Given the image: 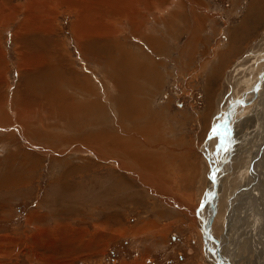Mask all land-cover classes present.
<instances>
[{
	"label": "rangeland",
	"instance_id": "rangeland-1",
	"mask_svg": "<svg viewBox=\"0 0 264 264\" xmlns=\"http://www.w3.org/2000/svg\"><path fill=\"white\" fill-rule=\"evenodd\" d=\"M28 1L0 0L1 102L8 97L23 99L21 96H24L30 101L41 100L47 105L41 108H49L50 112L56 108L52 103L53 92L59 88L64 91L60 103H66L65 92L73 100L86 95L85 98L102 101L106 104L105 117L110 121H91L82 131L55 124L50 127L53 132L47 134L57 138L52 139L53 143L48 142L47 137L41 141L32 139L26 130L24 133L20 129L17 132L0 130L3 131L0 132V264H216V257L219 264L221 261L222 264H259L253 259L257 262L261 259L264 214L260 212L254 218L253 212H258L252 209L250 197L246 196L250 185L239 186L234 189L235 193L229 189L226 197L230 199L223 204V212L216 210L213 218H207H210L209 203H213L212 197L219 189L216 186L210 192L212 169L224 161L234 166L241 160L238 155L244 157L247 152L254 164L256 158L262 157V164L258 165L260 179L253 188L255 205L258 210L264 209V118H260L264 98V0H124L120 11L124 15L117 12V16L108 17L123 30L117 39L111 38L112 42L101 41V49L110 46V52L118 53L117 64L131 61L129 56L137 63L145 61L146 70L154 71L160 79L158 83H149L154 85L148 84L149 88L145 80L142 83L139 80L144 95L141 93L142 97L134 100L143 105L136 108V118L124 115L118 103L109 105V97L102 92L87 95L90 86L84 90L83 79L90 85L91 81L95 82L100 88L103 81L91 51H86V43L79 37L78 30L87 24L84 12L77 9L78 14L76 8L61 5L51 16L45 15L50 17L45 22L49 25V38L42 36L38 29L40 0L31 1V5ZM143 6L152 10L155 7L158 12L148 17L147 26L143 28L148 35L146 39L135 33L134 26L129 27L138 23L135 12ZM26 17L28 21L24 23ZM192 33L195 40L191 39ZM149 35L162 44V51L146 41ZM37 37L63 44L73 68L72 76L61 59L64 52L55 49L56 45L49 41H43L49 45H41L34 41ZM186 50L189 56L184 58ZM122 53L126 56L120 58ZM227 53L229 56L223 57ZM41 54L49 61L43 62L37 56ZM31 58L39 61L34 63ZM219 59L224 63L222 69ZM50 64L55 65L51 67L56 70L50 72ZM65 75H70V80L63 78ZM149 94L151 106L146 102L148 99L145 100ZM252 95V100L247 101ZM5 109L8 110L7 106ZM160 110L169 114L166 115L169 128L164 134L166 139L153 144L158 151L166 150H161L164 152L161 160L171 165L167 168L168 175L172 173L168 184L175 187L170 191L182 197L190 210L174 206L160 193L153 192L133 174L136 167H130V158L126 157L127 165L121 169L117 165L122 160L121 155L108 151L110 149L103 152L101 142L96 146L100 150L86 145L81 150L79 145L80 135L87 137L96 132L100 135L102 129L101 134L110 138L118 128L114 117L119 115L121 135L125 141L132 142L129 129L134 124L144 125L151 113ZM138 114L142 118L139 119ZM44 145L58 150L45 153L41 148ZM174 148L180 150L179 156L172 152ZM191 156L202 162V182H198L197 163L184 166ZM247 164L248 159L238 164L240 172H244L242 181L245 177L253 179V170H249ZM234 173L227 171L228 183L234 181L237 172ZM191 185L199 190H193ZM249 191L252 193L253 189ZM196 208L199 213L195 221L191 211L195 212ZM257 234L260 235L258 241L260 238L262 241L252 243ZM211 238L214 248L224 251L216 250L220 256L209 251L212 257L207 259L206 253L211 247L207 240ZM262 247L264 249V244ZM222 257L227 262L223 263Z\"/></svg>",
	"mask_w": 264,
	"mask_h": 264
},
{
	"label": "bare ground",
	"instance_id": "bare-ground-1",
	"mask_svg": "<svg viewBox=\"0 0 264 264\" xmlns=\"http://www.w3.org/2000/svg\"><path fill=\"white\" fill-rule=\"evenodd\" d=\"M31 1H33V0H29L28 1L29 2L28 3L29 5H31ZM49 1H47V0H40L39 1V4H40V9H39L40 14H39V18L41 20V23L39 24L38 29L41 30V32H42L41 35L42 36L45 35L44 37H49V34H50L49 32L50 31L47 30V28L49 27V25L45 24V22L47 20H49L50 17L48 18V16H51V14H53L54 11L57 10V8L59 9V6L64 5V6H67L69 8L70 7L71 8L74 7V8H76V12L77 13L80 10H81V12H84V19H85L84 22H86V20H87V24H85L84 27H82V28H80L78 30V31H80L79 32L80 33V36L79 37L80 38L83 37L82 39H84V41L83 40L82 41H83L84 44L86 43V48L88 49L86 51H91V56L94 57L92 59H94L95 65L96 66L97 65L99 66L98 67V70H99L98 73H100L102 75V77H103L102 78L103 81H102V87L101 88H100L99 85L96 86V83L95 82H92L91 81V85H90V83L88 84V81H85L83 79L82 84H83L84 90H88L89 89V86H90V90L87 93V95H89V93L95 95V94L98 93V91L102 92L103 93L102 94L103 96H106L107 98L109 97V99H110L109 100V105L110 104L112 105L114 103H118L120 105L121 109L123 110L124 115H126L128 118H132V115H133V118L134 117L136 118V112H137L136 108H140V107L142 108V106H143V105L137 104V102L134 101L135 98L142 97L141 96V93L144 95V92L142 90V85H141L142 81L145 80L147 82V88H149V86L154 87V85H153V84H155L154 82L158 83L160 81V79L155 75L154 71L146 70L148 65H147V63L145 61L141 60L140 62L137 63L136 61L133 60L134 57L129 56V58L131 59V61L126 62V63L123 62V63L117 64L116 61L119 60L118 53L117 54H113L112 52H110V50H109V47L110 46L109 47H106L105 46L106 48L101 49L102 48L101 41L106 40V39H109V41H110L111 38L113 40L114 38L117 39V37L120 36V33H121V31L123 29L120 30L121 29V26H119L120 29H118L117 28V23H114L115 21L113 20V18H108V17H109V15L110 16H112V15H116L117 16V14H116L117 12L120 15H124L123 12H120V11L122 9V5L125 4V1L124 0H118V1H116V0H100V1L99 0H49ZM144 4H146V3H144ZM26 6H28V5H26ZM125 8H124V11H126ZM77 9H78V11H77ZM108 9H110L111 12L110 11L108 12ZM155 9L156 8L154 7L153 10H152V7H148V6H145L144 8H142V7L140 8L139 7V11L136 10V12H135V14L138 16V23L136 25L135 24L129 25V27L134 26L136 28V29H134L135 33L136 34H139V35H142V36H145V39H146V37L148 35L144 34V29L143 28H145L147 26L148 17L152 16L151 14H153V13L154 14L158 13V12H156ZM127 10H128V7H127ZM74 12H75V10H74ZM47 14H49V15L47 17H45V15H47ZM92 15H93V17H92ZM25 19H27V17ZM92 20H94V21H92ZM27 21H28V19L26 21H24V23L27 22ZM29 21L31 22V20H29ZM257 22H258V20L255 21V23H257ZM25 25H27V24H25ZM35 25H38V24H35ZM123 26L122 27L126 31L125 25H123ZM150 28H151V25H150ZM19 37H23V34H21V35L19 34ZM134 38H136V37H134ZM148 38L149 39H147L146 41L150 42V45L153 48L155 46L156 48H159L162 51V49H161L162 47H160L162 44L160 45V43H158L157 38H152L150 35H149ZM193 38H194V34L191 36V39H193ZM193 40H195V39H193ZM34 41H37V42L41 43V45H43V46L44 45L45 46L46 45H49V42H50V44H52L54 46L56 45L55 46V49H57L60 52H64L63 53V56H61V59L64 62V64L66 66H68L70 75L72 76V70H73V68L70 65V63L68 62L67 51H65L63 44H61V43H59L57 41H55V43H56L55 44V43H52L50 41V39L46 40V38H44L43 41H49V42H47V44H45V43H43L42 39L41 38H38V37L36 39H34ZM34 41H32V42H34ZM152 41H154V43ZM231 41H233V40H231ZM20 42H23L24 43V41H20ZM110 42H112V41H110ZM190 42L192 43L193 41H190ZM117 45H119L120 47L124 48L123 45H122V43H118ZM114 50H116V49H114ZM37 53H39V52H37ZM185 53L186 54H183L182 53L184 58L187 55L189 56V53L187 52V50H186ZM223 53H225V52H223ZM37 56L40 57V58H42L43 59L42 60L43 62L49 61L48 60L49 58L44 59L45 58V55H42L41 54V56H39V55H37ZM122 56H126V55L125 54L123 55V53H122V54H120V58ZM224 56L225 57L226 56H229V54L227 53V54L223 55V57ZM32 61H34V63H35L36 61L38 62L39 60L32 59ZM223 65H224V63L222 64V61L220 60L219 67L221 69L223 68ZM51 66L52 65L50 64V67H48L49 70L52 69V67L55 66V65H53L52 67ZM199 69L200 68L198 67V70ZM54 70H56V69H54ZM54 70L52 69V70H50V72L51 71H54ZM58 70L60 71V69H58ZM195 72H198V71L196 70ZM61 74H63V73H61ZM58 75L59 74H57V76ZM70 75H68V76L65 75V77H63V78H65L66 80H70L69 79L71 77ZM66 76H67V78H66ZM76 77H77V75H76ZM1 78H2V76H1ZM139 80L141 81V83L139 82ZM0 82H1V79H0ZM100 82L101 81H99V83ZM149 83H153V84H149ZM148 84H149V86H148ZM263 86H264V78H263ZM144 88H145V85H144ZM25 90H26V88H25ZM63 92L64 91L62 90V92H61V90L59 88H57V90H55L53 92L54 93V95H53L54 96V100L52 101V103L56 105V108H52V111H50V112L48 110L49 108L48 109H45L44 107L41 108V106H43V104H45V103L42 104V102H40L41 100L40 101H30V100L26 99L24 96H21V98H23V99H20V98L17 99L15 96H13V98L8 97V98H6L5 100H3L1 102L2 95H3V94H1V97H0V130H5V129H7V130H10L11 129L12 130V129H14L17 132L20 129V131H22L23 133L26 130L27 133L30 135V138H32V139H38V140L41 141V140L44 139V137H47L46 140H48V142H50V143H53L52 139L54 140V138L55 139H57V138L56 137H53V136L50 137L49 135H50L51 132H53L52 130L50 131V127L53 128L55 124H57V125H60V124L65 125L68 128H70L71 130L72 129H77L79 131H82L83 129H85L84 127L86 126V124L87 123H90L91 121H95V122L96 121L97 122L103 121V122H106L107 120L110 119V118L107 119L105 117V115H107V114L104 113L105 111H107V110H104L106 108L105 107L106 104L104 105L102 101H99L98 99H97L98 101L97 100H91V98L88 99L87 97L85 98L84 96H86V95L79 96L77 100H73L68 95H65L66 94V92H65V94L63 96H64V99L66 100L65 101L66 103H60ZM112 92H113V96H112ZM0 93H2V91H0ZM117 93H118V95H117ZM31 95H33V94H31ZM94 95H93V98L92 99H94V97H95ZM27 96H28V94H27ZM150 96L151 95L149 94L147 98L145 97V100L148 99L146 102H148L149 104H150V101H151L150 98H149ZM263 97H264V95H263ZM103 98H105V97H103ZM252 98H253V95H252L251 98H246V99H247V101H251ZM37 99H40V98H37ZM50 99H52V98H50ZM263 99L264 98H262V105H261V111H260V113L262 115L259 114L261 119L264 118V105H263L264 104L263 103L264 100ZM140 101L143 103V99L142 98H141ZM6 106H7L8 110L5 109ZM150 106H151V104H150ZM223 110H224V108H223ZM116 113H119V112H116ZM258 113H259V111H258ZM166 115H169V114L167 112H163L162 110H160L157 113H151L149 115V117H148L149 120H147L144 125L137 126L136 124H134V127H132L131 130L129 129V132H128V134L130 135V137L132 139V142L131 141H128V140L125 141L124 140V136L121 135L120 130H121L122 125L119 123V120H118V119H121V116L119 115V117L118 116L117 117H114L115 120H116V122L114 124H116L117 125L116 128L117 127L118 128L115 131H113V133L110 135V138H105V135L104 134H101L103 129L101 131H99V132H101V133H99L100 135H96L97 132L95 130V132H96L95 135L87 136V137H85L84 135H80L79 138H78V140L81 141V143L79 145H81L80 148L82 150L84 145H86L85 147L89 146L91 148L92 147L93 148H96V146L99 145L98 142H101V144H103V146L101 148L103 150V152L104 151H107V149H110L108 151L113 152L114 154H120L121 155V157H122L121 162L120 161L119 162L117 161L118 162L117 165H119V167H121V169H124L122 166L127 165V162H126L127 158L126 157L130 158L132 160V164L130 165V167H134V166L136 167V170H135L136 172L133 171L134 172L133 174H135V176L138 179H141V181H143L144 183L148 184V186L151 188V190H153V192L160 193L159 195L162 198H164V200H166V201L168 200V202L171 201L174 204V206H177V207H180V208H186V209L189 208V210H190L191 207H189L188 204L184 203V199L182 197L179 198V197L175 196L174 191H172L173 193L170 191L172 187H175V186H169V184H168L169 175L172 176V173L170 172V174L168 175L167 172H169V170L167 171V168L168 167L171 168V165L165 164L161 160V157L164 154V152H166V150L160 149V151H158L156 149L157 147H154V144H155L154 142H156V141H158L160 139L162 140L163 138H165V135L164 134L166 133V130H168V128H169L168 126H166L167 125L166 124L167 123ZM256 115H258V114H256ZM138 116H139L138 117L139 119L142 118L140 114H138ZM48 119H50V120L48 121ZM9 120L11 122H9ZM252 121H254V120H252ZM262 121L264 122V119H262ZM21 123H23L25 126L23 127L21 125ZM98 129H100V127ZM0 132H3V131H0ZM103 132H104V130H103ZM12 133H15V132H12ZM88 133H90V132H88ZM47 134H49V135L47 136ZM106 136H108V135H106ZM21 138H23V137H21ZM81 139H83V141ZM150 139L152 140L151 141L152 143L151 142H148ZM134 141L139 142V145H137V143L134 142ZM26 143L28 144V141ZM51 145H54V144H51ZM244 146H245V143H244ZM251 147H253V146H251ZM41 148H43V151L45 153H48V154H50L49 152L53 153V152H55V151L58 150V149L56 150L55 148L51 150L50 149L51 147L50 146H47V145H44ZM96 149H99V148H96ZM226 149L228 151V147ZM261 149H263V148H261ZM99 150H97V151H99ZM161 150L164 151V152H162ZM179 151L180 150H177V149L172 150V152H174L175 154L177 153L178 156H179ZM256 151H257L256 154H258V148H257ZM58 153H59V151H58ZM238 157L241 158V160H240L241 163L243 161H246L248 159V164H249V165L247 164L248 165V169L250 170L252 168L253 173H254V175H252V177H253V179L254 178L255 179L253 180L250 177H248V178L245 177L244 178V181H242L243 176H244V172H240V170H239V166L240 165H238V164H240V162L237 163V164H235L234 166H230L231 164H229L228 162H225L224 161L221 165H219V166H222V168H219V166H214V168L211 171V176H212L211 181H210L211 187H209V188H211L210 189V192L216 186L219 187V189H218V193L214 194V196L212 197V199H213L212 200L213 203L211 202L212 205H211V203H209L210 204V206H209L210 209H209V211L208 210L207 211L210 214V215H208V216H210V218L208 217L207 220H210L211 218H213V215L216 213V210H217V212H221V211L223 212V206H224L223 204H225V202L228 199H230V198L226 197V195H228V190L229 189H231L230 190L231 192H234L235 193V190L234 189H237L239 186L246 187V185H247V187L250 185V188L248 187L247 190H246V196H249L250 197L249 200L251 202L250 204H252L251 205L252 206V209L254 211H257L258 212L256 214L253 212L254 218L257 217L260 214V212H262V214H264V209H261L262 208L261 207L258 210L257 206L254 203V201H255L254 198H256V194L254 192V189L255 188H253L255 182H257V179H260L259 178L260 171H259L258 165L260 163L262 164V157H259L258 159L257 158L255 159V164L256 165L254 164V160L251 161V157H250V154L248 152L244 155V157L243 156H240V155H238ZM225 158L226 157H224V159ZM219 169H221V170H219ZM227 171H230V174H231V172H233V173L234 172H237V176L234 175L235 178H234V181L232 183H228ZM250 174H251V171H250ZM247 176H248V174H247ZM169 181L171 182V179ZM260 181H258V182H260ZM224 185H226V186L224 187ZM251 188L253 189L252 193L249 191V190H251ZM231 192L229 193V195L231 194ZM239 192H238V194H239ZM209 195H210V193H209ZM262 197H264V196H262ZM227 204H229V203H227ZM231 207H232V205H231ZM233 207H234V205H233ZM212 208H213V211H212ZM199 211H200V208H199ZM243 211H244V209H243ZM198 213H199L198 212V208L195 209V212L191 211V214L194 215V216L191 215L193 220H195V221L197 220L196 216H197ZM225 213L227 214V212H225ZM250 215H252V214H250ZM259 224H261V223H259ZM210 231L212 233V230H210ZM231 231H233V230H231ZM258 235L259 234L254 235L256 237H255V240L252 243H254L256 241V243L258 242V244H259V241L262 238H260V240L258 241V237L260 236V235L259 236ZM211 240H212V238L210 240L209 239L207 240L208 241L207 243L211 245V247L208 249V252L206 253V258L207 259H209V258L212 257V254L211 253L217 254V255L220 256L219 253L224 251V250H222V248H216L215 249L214 248L215 245L211 242ZM214 242H215V240H214ZM260 244H261V251H259V252L261 253V256H260L261 259H260L259 262H257L258 260L255 261V259H253V261H254V263L264 264V257H263V255H264V249L262 247V244H264V243L260 242ZM219 249H220V252L218 251V253H217L216 250H219ZM222 259L224 261L223 263L227 262V259L225 257H222ZM216 260H217L216 261L217 262L216 264H219L220 262H218L217 257H216ZM248 263H249V261H248ZM251 263H252V261H251ZM221 264H222V261H221Z\"/></svg>",
	"mask_w": 264,
	"mask_h": 264
},
{
	"label": "crops",
	"instance_id": "crops-1",
	"mask_svg": "<svg viewBox=\"0 0 264 264\" xmlns=\"http://www.w3.org/2000/svg\"><path fill=\"white\" fill-rule=\"evenodd\" d=\"M263 16H264V15H263ZM194 159L196 160V156H195V157L191 156L190 159L188 158V161H189V162H184V166H185V167H186V166L189 167V166L191 165L192 162H194L195 164L197 163L198 166H199V175H198L199 177H198V182H200V181L202 182V181L204 180V178L201 177V174H202V166H203V165H202V162L200 163V161H198V159H197L196 161H195ZM187 163H189V165H188ZM190 167H191V166H190ZM191 170H192V169L190 168L189 173L191 172ZM199 180H200V181H199ZM192 185H193V184H192ZM192 185H191V187H193V190H199L198 187H195V186H192ZM199 185H200V184H199ZM199 185H198V186H199ZM196 195H197V193H195V194L193 195V197H192V200H193V201H195L194 199H195V196H196Z\"/></svg>",
	"mask_w": 264,
	"mask_h": 264
}]
</instances>
